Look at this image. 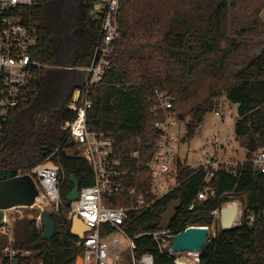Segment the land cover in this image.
<instances>
[{
	"label": "trees",
	"instance_id": "trees-1",
	"mask_svg": "<svg viewBox=\"0 0 264 264\" xmlns=\"http://www.w3.org/2000/svg\"><path fill=\"white\" fill-rule=\"evenodd\" d=\"M94 3L35 0L32 8L23 9V23L36 34L31 55L40 68L33 69L27 100L10 114L0 145V170L24 172L45 161L59 167L66 206L73 189L71 178L82 188L93 183V171L62 130L65 122L75 118L69 105L74 92L82 88L85 73L57 67L92 63L101 31V20L92 14ZM263 8L264 0H121V37L113 44L110 70L93 88L88 127L104 131L128 154L136 149L137 138L148 143L155 134L148 99L159 88L175 97L185 143L226 97L238 105L235 133L245 140L246 159L251 158L264 149V43L253 42ZM252 136L257 141L255 150L250 149ZM179 173V188L153 206L131 213L123 225L130 237L140 236L134 240L135 256L151 253L155 264H175L153 237L144 235L160 230L173 201L182 202L169 227L177 235L192 226L212 227L214 211L231 202V197L247 195V207L262 217L252 225L244 218L234 230L222 232L220 227L214 237L208 236L200 264H264V174L254 172L248 163L236 177L220 171L210 181L216 197L198 202L206 173L185 161H179ZM141 184L146 185L144 179ZM192 204L194 209L189 211ZM52 221L56 233L50 241L42 240L41 220L17 221L15 246L36 251L42 264H75L83 251L71 233V220L52 214ZM5 243L0 236V250Z\"/></svg>",
	"mask_w": 264,
	"mask_h": 264
},
{
	"label": "built area",
	"instance_id": "built-area-1",
	"mask_svg": "<svg viewBox=\"0 0 264 264\" xmlns=\"http://www.w3.org/2000/svg\"><path fill=\"white\" fill-rule=\"evenodd\" d=\"M34 5L35 0H0V145L10 114L27 100L33 69L40 68L31 55L36 43V34L23 23L21 16L23 9L32 8ZM120 7L121 0H95L93 15L101 20V31L92 63L87 67H57L85 73L84 84L74 92L69 105V109L75 113V118L65 122L62 130L71 142L75 143L79 155L91 166L93 183L80 188L79 199L67 202L66 206L61 198L63 172L59 167L42 163L27 171L18 172L20 176H32L46 198L44 203L25 208L41 209L40 216L34 218L36 221L41 220L43 212L49 211L52 214L65 215L71 220V224L73 218L78 217L89 227V231L85 232L78 242L83 251V264H122L123 258L119 252L124 247V240L130 248L129 264H155L151 253H144L140 258L135 256L134 240L140 236L130 237L123 225L131 213L153 206L182 184L179 173V161H184L179 148L182 138L173 130L179 126L184 128V125L174 110L175 97L169 92L154 89L148 99V111L155 118V134L150 137L148 143H143L137 138L134 141L136 149L128 154H123L115 140L104 131H94L88 127L87 114L93 106V88L110 70L113 44L121 37ZM215 116L223 118L219 109L215 111ZM225 123L231 125L232 117L227 116ZM183 130L185 134V129ZM219 131L221 133L220 129ZM213 144H218L217 138ZM205 157L209 162L196 169L206 173L202 188L197 194L198 202L216 197V191L210 181L214 174L220 171L236 177L239 168L248 163L254 172L264 174V149L256 150L251 158L241 161L224 160L208 154ZM142 167L146 169L145 174ZM143 179L145 186L141 184ZM125 201L128 204L124 205ZM19 209L21 207L4 211L0 236L6 238V243L0 250V264H42L36 258V251L15 246V230L11 221L16 220L14 214ZM193 209L192 204L188 210ZM219 212L220 210H217L212 214L216 218ZM258 217L261 218L262 215H257L246 204L241 205L238 226L244 218L252 225ZM144 235L153 237L162 251L175 258V264H180V255L183 253L187 255L183 259L191 261V264H200L199 254L177 253L172 250L171 244L175 234L170 229Z\"/></svg>",
	"mask_w": 264,
	"mask_h": 264
},
{
	"label": "water",
	"instance_id": "water-1",
	"mask_svg": "<svg viewBox=\"0 0 264 264\" xmlns=\"http://www.w3.org/2000/svg\"><path fill=\"white\" fill-rule=\"evenodd\" d=\"M257 148V141L254 136L250 138V149ZM72 191L67 195L68 203L79 199V183L71 178ZM45 196L41 192L34 178L30 175H18L17 170H0V227L3 224L4 211L15 207L30 208L37 203H44ZM182 208L180 200L173 201L164 213L160 223V230H167L171 222L176 218L178 211ZM241 219V204L237 202L227 203L220 210V224L222 232H228L238 227ZM43 234L42 240L50 241L56 233V227L52 221V213L43 212L41 216ZM89 227L84 225L81 219L74 217L72 220L71 233L78 239L84 237ZM209 228L192 226L174 236L171 248L174 252H190L201 255L202 250L208 242ZM76 264H83L82 258H77Z\"/></svg>",
	"mask_w": 264,
	"mask_h": 264
},
{
	"label": "rangeland",
	"instance_id": "rangeland-1",
	"mask_svg": "<svg viewBox=\"0 0 264 264\" xmlns=\"http://www.w3.org/2000/svg\"><path fill=\"white\" fill-rule=\"evenodd\" d=\"M260 27L256 31V35L253 37V42L264 43V8L260 12ZM260 50L254 52L258 54ZM252 53V54H254ZM219 111L222 113L223 118H218L215 116V112L208 113L204 119L203 125L197 130L194 137L185 143L181 141L180 143V154L183 157V160L193 169H197L209 162L205 157L208 154L211 157H221L224 160L232 161H241L246 159L247 148L244 147L245 140L243 138H238L235 133V123L238 118V105L229 102L226 97H223L220 102ZM231 116L233 123L228 125L225 123V118ZM184 128L182 126L176 127L173 131L180 138L184 136ZM221 130V133L219 131ZM218 139V144H213L214 139ZM230 140V142H229ZM47 165L56 166L52 163L45 161ZM231 202H237L241 205H244L248 198L247 195L242 196L240 199L231 197ZM41 214V209L39 207H34L31 209L21 208L15 213V221H11L13 224L14 230L17 221L20 220H33L36 217H39ZM215 225L209 227V237H214L219 228L220 224V212L216 216ZM124 247L121 248V254L123 258L122 264L130 263V248L126 244L125 240L123 242ZM187 257L185 253L180 255V258Z\"/></svg>",
	"mask_w": 264,
	"mask_h": 264
},
{
	"label": "bare ground",
	"instance_id": "bare-ground-1",
	"mask_svg": "<svg viewBox=\"0 0 264 264\" xmlns=\"http://www.w3.org/2000/svg\"><path fill=\"white\" fill-rule=\"evenodd\" d=\"M183 258L179 261L180 264H191V261H188L187 259H183Z\"/></svg>",
	"mask_w": 264,
	"mask_h": 264
},
{
	"label": "crops",
	"instance_id": "crops-1",
	"mask_svg": "<svg viewBox=\"0 0 264 264\" xmlns=\"http://www.w3.org/2000/svg\"><path fill=\"white\" fill-rule=\"evenodd\" d=\"M93 14V13H92ZM94 16V15H93Z\"/></svg>",
	"mask_w": 264,
	"mask_h": 264
}]
</instances>
